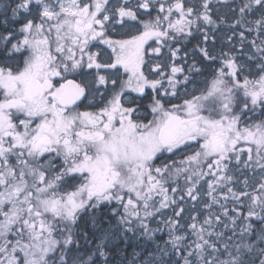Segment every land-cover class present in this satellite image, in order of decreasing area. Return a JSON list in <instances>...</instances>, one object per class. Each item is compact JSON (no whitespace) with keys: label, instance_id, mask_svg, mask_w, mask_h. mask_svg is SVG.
<instances>
[{"label":"trees","instance_id":"16d2710c","mask_svg":"<svg viewBox=\"0 0 264 264\" xmlns=\"http://www.w3.org/2000/svg\"><path fill=\"white\" fill-rule=\"evenodd\" d=\"M259 1L244 28H236L239 39L215 54L202 91L169 111L181 124L177 153L134 166L127 179L125 166L114 165L120 158L103 153L104 142L52 158L33 153L28 139L15 133L8 145L0 144V264H65L72 258H92L91 264H264ZM30 2L0 0V113L18 94L19 75L12 72L30 58L24 31ZM5 66L10 85L3 84ZM17 142L27 152L20 153ZM223 167L227 178L216 182L224 179ZM17 187L23 191L15 193ZM99 242L103 251H95Z\"/></svg>","mask_w":264,"mask_h":264},{"label":"flooded vegetation","instance_id":"af4514ba","mask_svg":"<svg viewBox=\"0 0 264 264\" xmlns=\"http://www.w3.org/2000/svg\"><path fill=\"white\" fill-rule=\"evenodd\" d=\"M230 4L235 0H31L32 58L17 73L20 98L10 103L24 117L35 115L22 121L31 123L22 129L27 147L43 158L69 157L87 142H104L103 153L120 158L114 165L125 166L127 179L132 164L177 153L181 124L169 111L177 109V90L211 76L215 54L239 39L241 3L228 12L233 19L217 13ZM43 12L58 17L45 23L37 18ZM68 81L84 91L72 110L61 103ZM16 147L27 152L22 143Z\"/></svg>","mask_w":264,"mask_h":264},{"label":"rangeland","instance_id":"374dc122","mask_svg":"<svg viewBox=\"0 0 264 264\" xmlns=\"http://www.w3.org/2000/svg\"><path fill=\"white\" fill-rule=\"evenodd\" d=\"M238 2H241V6H242V8H243V10H245V11H251V9L254 7V2H255V0H235V5L234 6H237L236 4L238 3ZM202 4V3H201ZM261 5V4H260ZM234 6H230L228 9L227 8H225L223 11L221 10V11H217V13H223L221 16H219V17H225L226 16V12L228 13V12H234V11H236V9L237 8H232V7H234ZM200 7V6H199ZM197 9H199V8H196L194 11H196ZM44 12H46V10L44 11ZM43 12V13H44ZM73 12V11H72ZM71 14H73V13H71ZM200 15L202 14L201 13V11H200V13H199ZM235 15H236V13L234 14V17H235ZM43 16H41V18H42ZM58 17V15H54V19H56ZM243 16L241 15L240 16V19L242 18ZM228 18L229 19H233L232 18V16L228 13ZM45 20H46V17H45ZM44 21V20H43ZM44 35L47 37V32L45 31L44 32ZM50 39H52V38H50ZM29 46V45H28ZM30 47V46H29ZM178 94H180V96L179 97H177V100H181V99H185L186 97H189L190 96V94L189 93H186V92H179ZM19 99V98H18ZM8 107H4L2 110H5V109H7ZM20 108V107H19ZM34 115V113L32 114V116H26V118L28 119V118H35V115ZM22 116H25V113L23 112L22 113ZM23 121V120H22ZM21 121V123H20V129L21 128H23L27 123H25V122H22ZM142 121V120H141ZM2 122H4V120L3 119H1L0 120V123H2ZM140 164V162H137V163H135V164H132L133 166H136V165H139ZM224 171V170H223ZM222 171V172H223ZM23 191V188L21 187L20 188V190H15V192H17V193H21ZM205 192V189L204 188H202L201 189V193H204ZM3 198H6V199H10V198H12V194H9V195H7V196H5V197H3Z\"/></svg>","mask_w":264,"mask_h":264},{"label":"water","instance_id":"95a60500","mask_svg":"<svg viewBox=\"0 0 264 264\" xmlns=\"http://www.w3.org/2000/svg\"><path fill=\"white\" fill-rule=\"evenodd\" d=\"M83 91L74 82H68L66 84V91L61 98L63 108L72 109L75 105L81 102L83 99Z\"/></svg>","mask_w":264,"mask_h":264},{"label":"bare ground","instance_id":"6f19581e","mask_svg":"<svg viewBox=\"0 0 264 264\" xmlns=\"http://www.w3.org/2000/svg\"><path fill=\"white\" fill-rule=\"evenodd\" d=\"M25 32H26V34L28 35V37H27V39H25V42H29L30 41V39L32 38V36H33V34H34V31L33 30H24ZM3 71H4V73H5V76L2 78V80H3V84H7L8 82H9V73H10V69H9V66H5L4 67V69H3ZM12 78V77H11ZM1 80V81H2ZM10 83L11 82H9V85H10ZM4 88H6V87H4ZM7 89V88H6ZM12 93L14 92V91H11ZM10 97V96H9ZM24 111H22V112H20L18 115L21 117V118H23L24 116H22V113H23ZM25 113V112H24ZM104 248H105V246L104 245H102V242H99V245H97L96 246V250L95 251H103L104 250ZM79 252V255L81 256V251H78ZM65 264H81L80 262H79V260L77 259V258H72V259H70V260H68L67 262H65Z\"/></svg>","mask_w":264,"mask_h":264}]
</instances>
